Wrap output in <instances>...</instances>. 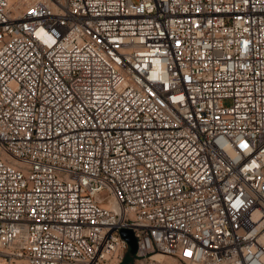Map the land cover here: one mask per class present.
Listing matches in <instances>:
<instances>
[{"label": "built area", "instance_id": "obj_1", "mask_svg": "<svg viewBox=\"0 0 264 264\" xmlns=\"http://www.w3.org/2000/svg\"><path fill=\"white\" fill-rule=\"evenodd\" d=\"M124 227L264 264V0H0V264H122Z\"/></svg>", "mask_w": 264, "mask_h": 264}, {"label": "water", "instance_id": "obj_2", "mask_svg": "<svg viewBox=\"0 0 264 264\" xmlns=\"http://www.w3.org/2000/svg\"><path fill=\"white\" fill-rule=\"evenodd\" d=\"M121 234L130 245V253L134 255L137 251V237L131 228L124 227L121 229Z\"/></svg>", "mask_w": 264, "mask_h": 264}, {"label": "trees", "instance_id": "obj_3", "mask_svg": "<svg viewBox=\"0 0 264 264\" xmlns=\"http://www.w3.org/2000/svg\"><path fill=\"white\" fill-rule=\"evenodd\" d=\"M133 258V255L128 254L126 260L122 264H128Z\"/></svg>", "mask_w": 264, "mask_h": 264}, {"label": "rangeland", "instance_id": "obj_4", "mask_svg": "<svg viewBox=\"0 0 264 264\" xmlns=\"http://www.w3.org/2000/svg\"><path fill=\"white\" fill-rule=\"evenodd\" d=\"M161 257H162V256H161ZM175 264H185V263L175 262Z\"/></svg>", "mask_w": 264, "mask_h": 264}, {"label": "bare ground", "instance_id": "obj_5", "mask_svg": "<svg viewBox=\"0 0 264 264\" xmlns=\"http://www.w3.org/2000/svg\"><path fill=\"white\" fill-rule=\"evenodd\" d=\"M198 264V263H197Z\"/></svg>", "mask_w": 264, "mask_h": 264}]
</instances>
